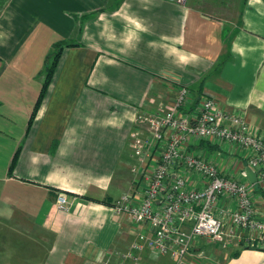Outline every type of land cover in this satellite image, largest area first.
Segmentation results:
<instances>
[{
    "label": "crops",
    "instance_id": "1",
    "mask_svg": "<svg viewBox=\"0 0 264 264\" xmlns=\"http://www.w3.org/2000/svg\"><path fill=\"white\" fill-rule=\"evenodd\" d=\"M237 10L234 21L188 0L7 1L0 11V264L115 263L114 252L149 233L112 205L140 191L119 176L135 162L137 117L172 103L179 85L194 102L213 97L264 130V0H242ZM57 42L69 45L35 112L44 59ZM191 147L228 173L247 166L231 145ZM59 192L66 208H58ZM256 200L264 207V192ZM204 241L196 238L191 252ZM238 245L207 246V258L194 253L182 264H264V247ZM147 254L153 264L164 259Z\"/></svg>",
    "mask_w": 264,
    "mask_h": 264
},
{
    "label": "built area",
    "instance_id": "2",
    "mask_svg": "<svg viewBox=\"0 0 264 264\" xmlns=\"http://www.w3.org/2000/svg\"><path fill=\"white\" fill-rule=\"evenodd\" d=\"M192 97L189 87L179 85L172 103L137 117L132 171L140 191L124 194L112 205L116 213L148 226L149 233L139 232L121 254L133 264L146 248L182 264L196 238L264 243V207L256 200L257 188L264 192V130H257L246 113L225 109L213 97L196 102ZM202 141L231 145L247 166L228 173L192 149ZM248 168L257 172L256 183L250 182ZM192 176L197 185L190 184ZM56 202L66 208L68 196L59 192Z\"/></svg>",
    "mask_w": 264,
    "mask_h": 264
},
{
    "label": "rangeland",
    "instance_id": "3",
    "mask_svg": "<svg viewBox=\"0 0 264 264\" xmlns=\"http://www.w3.org/2000/svg\"><path fill=\"white\" fill-rule=\"evenodd\" d=\"M190 3L195 4L197 7L201 8L202 11L204 13H207L208 15H211L213 17H217V18H222L224 20H237L238 19V15H239V11L237 10V6L238 3L241 2L242 0H188ZM143 129L146 131V128L143 126ZM133 151V149H132ZM134 165V161H129L128 165L124 167V171L119 172V176L120 178L133 183V185H136V179L134 176V173L132 171ZM124 195V194H123ZM32 234L36 235L38 233V229L36 227H32ZM135 239V238H134ZM131 240L129 241V245L126 249L122 250V251H116L114 252L115 255V263H113L112 261L108 262V264H133L132 260L128 257L124 258L122 257L121 254L126 253L130 247V245L132 244V242L134 241ZM206 241H204V246H202V249H206V247L208 246V248L213 245L215 247H218L220 250L227 248L229 246H232L234 244H241L243 246H253V247H264V243H260L257 242L256 240H251L250 242H248V240H246L245 238H237V239H233L232 241L230 240H224V241H215L212 240L210 238H205ZM209 244V245H208ZM239 246V245H238ZM202 249H198V250H194L193 253L191 252V255H189L186 259L189 260L190 258H192V254H194L195 256L198 254L199 251H201ZM150 253L152 255H157V256H164L163 260L160 262L161 264H169L168 260H172L171 264H176V262L167 254H161V253H157L154 252L151 249H144L143 251L139 252V257L140 259L137 262H134V264H153L154 263V257L150 256L147 253ZM35 252H33V256H35ZM207 252L205 251L204 254L198 255L197 258L199 259H205ZM109 258L106 259V261ZM110 260V259H109Z\"/></svg>",
    "mask_w": 264,
    "mask_h": 264
},
{
    "label": "trees",
    "instance_id": "4",
    "mask_svg": "<svg viewBox=\"0 0 264 264\" xmlns=\"http://www.w3.org/2000/svg\"><path fill=\"white\" fill-rule=\"evenodd\" d=\"M7 1L8 0H0V11L3 10V8L5 7ZM67 45H69V44H67L66 42H57V43H55L53 46H51L52 49L48 53L46 59H44L45 60V66H44V69H43L44 82H43V86H42L40 95L38 96V100H37L36 107L34 109L35 112H36V109L41 104L44 96L46 95L47 89H48V87L50 85L49 83H51V81H52V78H53L54 72L56 70V67L58 65L59 58L61 56V53L63 51V48L65 46H67ZM35 112H33V116H34ZM16 157L17 156L15 155V158L14 159H16ZM11 169H12V167H11ZM257 190H259L263 194V191L260 188L259 189L257 188Z\"/></svg>",
    "mask_w": 264,
    "mask_h": 264
},
{
    "label": "water",
    "instance_id": "5",
    "mask_svg": "<svg viewBox=\"0 0 264 264\" xmlns=\"http://www.w3.org/2000/svg\"><path fill=\"white\" fill-rule=\"evenodd\" d=\"M246 171H247V175H248L250 182L256 183L257 182V172L252 170L251 168H248Z\"/></svg>",
    "mask_w": 264,
    "mask_h": 264
}]
</instances>
